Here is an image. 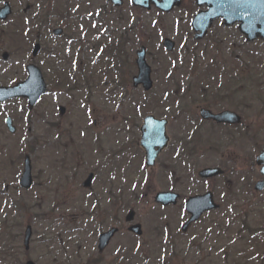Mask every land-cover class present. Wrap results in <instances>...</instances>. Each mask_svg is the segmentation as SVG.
Listing matches in <instances>:
<instances>
[{
    "label": "rangeland",
    "instance_id": "obj_1",
    "mask_svg": "<svg viewBox=\"0 0 264 264\" xmlns=\"http://www.w3.org/2000/svg\"><path fill=\"white\" fill-rule=\"evenodd\" d=\"M12 2L16 27L20 30L19 67L15 78L25 80L26 66L34 63L41 68L48 83V94L31 112L25 100L0 105V264H14L15 256L8 263H1L2 243L15 240L16 247L22 248L28 224L33 226L34 235L55 238V246L60 241L71 240L72 234L66 229L70 225L75 228L76 222L71 218L80 213L78 207L83 204L82 198L88 197L89 192L82 188V183L91 172L96 175L91 194L111 185L116 189L125 188L129 199L122 221L131 209L136 212L135 221L142 224L148 238L145 240L150 260L145 264H163L170 254L158 251L159 244L161 249L167 244L166 231L163 237L161 235L162 225L168 223L169 228L176 229L184 221L185 213L182 209L162 210L154 201L155 195L172 187L173 182L174 189L184 196L206 191L209 187L206 183L195 184L198 172L206 167L225 170L223 181L227 179L228 184L222 186V191L218 188V195L219 201L225 200L227 204L223 213L207 217L197 225L195 239L200 249L192 263H199L206 254L213 253L211 259L215 258L223 249L230 262L227 247L233 244L234 248L242 249L245 264H264L263 239L246 245L238 235L243 219L251 226L264 225V191L254 190L259 180L255 157L264 149V43L246 44L237 26L225 28L220 21L203 41H194L190 24L199 11L194 0H183L182 6L170 14H161L156 9L149 12L134 9L129 0H125L121 9H115L105 0ZM56 28L64 29L60 38L52 36ZM166 38L176 43L173 53L163 48ZM118 40L123 42L122 56L106 58L102 49L113 56L108 47ZM36 42L41 44L42 50L32 59ZM4 45L6 52L12 47L7 40ZM141 46H146L148 63L153 68L154 90L149 95L131 84L137 72L135 53ZM13 59L0 63V80L7 68H11L13 74ZM114 65L120 67L119 71H115ZM206 69L211 72L210 76L218 73L217 77L205 78L202 73ZM232 71L240 73V80L244 77L249 80V86L243 81L239 85L232 81ZM64 73L68 78L62 77ZM58 75L67 79L68 85L58 87ZM87 78L92 81L84 88ZM72 85L75 90L66 91ZM162 92H177V95L169 94L165 102L178 99L182 110L170 103L160 106ZM184 92L189 96L185 97ZM154 97L159 98V102ZM146 100L139 114L130 112L134 101L144 103ZM60 106L66 108L63 116L59 114ZM205 106L214 112L236 110L243 118L240 133L235 129H211L207 125H202L198 131L195 126L202 122L199 109ZM148 114L170 120L168 132L176 149L174 156L165 152L155 167L147 168L142 161V168L135 166L133 170L137 163L128 152L122 158L116 157L115 161L122 163L117 173L112 175L108 167L103 170V163L115 150L132 141L138 146L139 127ZM8 116L17 128L15 135L9 134L5 126ZM127 120L137 128L122 129L120 124ZM184 138L185 143L193 141L197 147V155L186 163V158L181 157V146L176 148L177 140ZM68 139H73L78 146L84 144L86 153L83 156L76 147L73 155L79 167L71 173L59 169L60 145H65ZM33 143L37 145L35 151ZM26 155L32 160L34 179L29 191L19 187ZM165 169L177 171L174 181L161 178ZM125 171L130 172L127 177L123 176ZM221 182L216 180L212 184L219 187ZM216 236L225 237L217 241ZM50 247L46 253L44 251L42 263L62 264V252L51 253ZM15 254L21 264H25L26 256L21 252ZM229 262L227 264H231Z\"/></svg>",
    "mask_w": 264,
    "mask_h": 264
},
{
    "label": "flooded vegetation",
    "instance_id": "obj_2",
    "mask_svg": "<svg viewBox=\"0 0 264 264\" xmlns=\"http://www.w3.org/2000/svg\"><path fill=\"white\" fill-rule=\"evenodd\" d=\"M13 0H1L0 2V8L4 6L5 3L9 2L12 7V14L9 16V18L6 21H0V63H8L11 59L14 60V69H12L11 74V68H7V71L4 70L3 77L0 80V86H10L18 83L20 81L19 77L15 78L18 73L16 68L19 67V55L20 48L17 47L18 41H20V30L16 24L15 21V7L12 2ZM139 10V9H137ZM63 29V28H62ZM64 31V29H63ZM60 38V37H59ZM5 40L9 42V46L12 47L6 52L4 50L3 46ZM20 44V43H19ZM148 54V53H147ZM56 57V56H55ZM3 66V65H1ZM11 74V75H10ZM9 78V79H8ZM60 77H56L57 82ZM79 85V84H77ZM74 85L68 86L67 91H73ZM144 94H148L143 92ZM169 94L177 95V92H162L161 96H170ZM14 102H19V100H13L6 102L5 104H10ZM212 110V109H211ZM238 113V112H236ZM239 114V113H238ZM168 120L167 123V135L169 137L168 141V147L165 149L159 156V158L164 154L165 152L170 153L174 156V151L176 150L174 145H172L171 136L169 135L168 128L170 125V120ZM201 120V118H200ZM201 124L199 126H195V128H198V131L201 129L202 125H207L211 129H224V130H239L238 127L229 126V125H217L213 121H203L201 120ZM122 129H125V131H129V129H134L133 127L137 128L135 123L131 122H125L120 124ZM133 126V127H132ZM141 127V126H140ZM140 127H139V133H140ZM200 134V133H199ZM201 135V134H200ZM141 137V133H140ZM132 141V140H131ZM186 139H178L177 140V146H181L182 154L181 157H184L186 159H193L196 155V149L197 147L193 144V142H186ZM140 142V138H139ZM138 142V146L135 145L134 141H132L130 144L124 145L118 150H115L113 152V155H111L110 159L105 161L102 165V169L109 168L108 171L112 175L114 173H117V170L122 168L121 162H116V157L122 158L123 155H125L128 152L130 154V158L136 160V165L134 164L133 170L135 169V166H138V169L142 168V161L145 163V153L140 147V143ZM65 145H60L61 148V162L59 164V169H62L65 173H71L73 170L77 169L79 166L76 163L75 156L73 153H76V147L79 148L78 152L81 150V154L84 156L86 153L84 152V144L81 145H75L73 139H68L64 142ZM37 146V145H36ZM36 146H34V151ZM173 146V147H172ZM194 146V147H193ZM170 157V156H169ZM158 158V159H159ZM157 159V161H158ZM157 164V162H156ZM177 171L170 170L167 171L166 169L163 170L161 178H170L174 181L173 177L174 174ZM94 173V172H92ZM190 173V172H189ZM90 174V173H89ZM95 174V173H94ZM130 174V172L125 171L123 172V176L127 177ZM183 175V172L181 173ZM115 176V175H114ZM112 176V178H114ZM65 177H68L67 174H65ZM224 177H216L212 179H201L198 178L196 180V183H206V186H209L208 189L202 193H198L195 195H202L205 193H212L215 202L220 206L218 210L212 211L210 213H207L204 215L201 220L198 223L191 224L188 228L185 229V224L189 219V216L185 212V206L187 200L191 196H184L182 193L176 191L175 182H173L172 187H168L166 190H161L160 192H171L173 193V196H177L176 203H170L167 205H160L159 206L162 210H173V209H182L185 213V219L183 222L179 224V226L176 229L169 228L168 226L170 224L165 223L166 225H162V237L164 236V231H166L165 241H167L164 245V247L161 249L159 244L158 251L161 252H169V257H167L163 264H193L192 258L195 256L197 252H199L198 249H200V246H197V240L196 238V227L199 223H202L203 219L207 217H212L216 215L217 213H223L224 208L227 204L225 200L222 202V200L219 201V195H218V188L220 191L223 190L222 186L228 184L227 179L225 182L223 181ZM67 180V178H66ZM93 180V179H92ZM220 180L222 181L221 185L217 187L216 184H212L214 181ZM112 182V181H111ZM219 182V181H218ZM93 184V182L91 183ZM84 190L89 192L88 197H83L81 206L78 207L79 214H76L74 217L71 218V221L75 223V228H72L73 225H70L67 230V232L70 235L69 238H71L68 242H61L60 244L55 246L54 239L50 238L48 235H34V229H33V235L30 239V242L28 244V247L24 245L23 241V247L20 246L17 248L15 244V240L11 243V241L7 244V241H3L1 246V263H8V260L13 258L14 264H21V261L17 259V255L15 253H23V255L26 256V262L32 261L34 264H44L42 263V260H44V251L48 250V246L50 247L51 253L53 251L55 252H62L61 260H63L62 264H135L136 262L140 261L145 264L150 258L148 257V244H146L148 241V238L145 237L144 232L142 235H136L132 233V226L136 224H140L143 230V226L140 222L134 221V223H128L127 219L125 218V221H122V214L123 211L127 209V199H129L128 194L125 192V188L121 187L119 189H116L114 186L111 185V187H105L103 189L98 190V193L91 194L93 190V186L91 185L89 188H84ZM158 193V192H157ZM132 210V209H131ZM127 217V216H126ZM136 220V215H135ZM111 230H116L115 234L109 238L107 242H102L101 237L103 234H106L110 232ZM156 236V233H154ZM160 234V233H159ZM154 236V235H153ZM154 236V237H155ZM224 239L225 236H216L217 241H220L218 239ZM147 238V240H145ZM75 240L76 242H74ZM162 245V244H161ZM53 248H56L53 250ZM218 248V246L216 247ZM215 249V248H214ZM222 250V248H220ZM219 249V250H220ZM161 250V251H160ZM218 251V250H216ZM50 254V252H49ZM48 254V256H49ZM164 254V253H163ZM161 255V253H160ZM211 254H206L204 258H201L199 263L194 262V264H227V257L225 256V252L221 251L218 256L211 259ZM218 257V258H217ZM56 258L55 260H57ZM220 259V260H219ZM180 263H179V262ZM221 261V262H220ZM137 264V263H136Z\"/></svg>",
    "mask_w": 264,
    "mask_h": 264
},
{
    "label": "water",
    "instance_id": "obj_3",
    "mask_svg": "<svg viewBox=\"0 0 264 264\" xmlns=\"http://www.w3.org/2000/svg\"><path fill=\"white\" fill-rule=\"evenodd\" d=\"M112 3L115 7L123 5L122 0H106ZM198 7H206V10L198 12L193 21L192 29L195 33L194 39L200 41L207 35L209 29L216 20H223L225 27H231L239 24V31L246 36L248 43L254 42L258 39L264 41V0H195ZM131 3L138 8L151 10L154 6L163 13H170L176 7L181 6V0H131ZM11 13L9 5L0 10V19H6ZM59 36L62 30L54 32ZM164 47L172 52L175 48V43L169 39L164 42ZM40 51V46L36 45L33 51V56H36ZM136 65L138 68V75L133 78L134 87L142 86L146 92L153 88L151 80L152 69L146 60V49L142 48L137 52ZM28 79L13 87H0V102H4L14 98H23L28 100L29 110H33L39 100L47 93V85L42 76V73L35 65L27 67ZM65 113L64 108H60V114ZM201 116L205 120H214L218 124H232L238 125L241 123V118L234 112L224 111L220 114H212L209 110L202 109ZM10 132L15 133V127L12 120L9 118L6 121ZM165 120H157L153 116H148L144 119V125L141 128L142 138L141 147L146 152L147 165L153 166L159 154L167 146L168 137L166 136ZM256 165L260 167V174L263 180L258 182L255 186L257 192L264 190V150L256 157ZM223 174V171L218 168H207L200 172L202 178H212ZM92 177L90 176L85 182L84 186L89 187ZM22 188L29 189L32 185V168L29 158H26L24 173L20 180ZM158 203L168 205L172 201L176 202V197L171 194L161 193L156 197ZM218 206L214 204L212 194L205 196H196L190 198L186 203V211L191 215L187 222V228L190 224L197 222L200 217L208 211L217 209ZM134 219V212H131L127 218L130 222ZM132 231L141 235L140 226H135ZM115 230L101 237L102 242H107L113 236ZM31 228L28 227L25 237V245L28 247L31 238ZM27 264H34L28 262Z\"/></svg>",
    "mask_w": 264,
    "mask_h": 264
},
{
    "label": "trees",
    "instance_id": "obj_4",
    "mask_svg": "<svg viewBox=\"0 0 264 264\" xmlns=\"http://www.w3.org/2000/svg\"><path fill=\"white\" fill-rule=\"evenodd\" d=\"M217 71H219V70L217 69ZM202 75L205 78H209L211 73H210V71H204V74L202 73ZM217 75H218V73L213 74L212 76L215 78V77H217ZM247 81H249V80H247ZM247 83L248 82H246V86H247ZM248 222L249 221H247L246 219H243L242 222L240 223L239 230H238V235L241 238L240 240L243 241L245 244L246 243L251 244L254 242H260L262 239L264 241V225L255 227V226H251ZM234 247H235V245H233V244L228 247V250L230 252V262L229 263H231V264H245V262H244L245 255L242 254V249L234 248ZM263 249H264V247H263Z\"/></svg>",
    "mask_w": 264,
    "mask_h": 264
}]
</instances>
